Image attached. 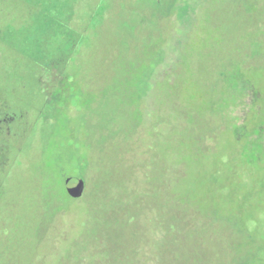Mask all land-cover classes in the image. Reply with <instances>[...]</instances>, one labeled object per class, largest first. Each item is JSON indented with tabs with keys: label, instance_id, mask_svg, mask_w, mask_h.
<instances>
[{
	"label": "rangeland",
	"instance_id": "rangeland-1",
	"mask_svg": "<svg viewBox=\"0 0 264 264\" xmlns=\"http://www.w3.org/2000/svg\"><path fill=\"white\" fill-rule=\"evenodd\" d=\"M13 3L72 85L2 178L0 264H264V0Z\"/></svg>",
	"mask_w": 264,
	"mask_h": 264
},
{
	"label": "flooded vegetation",
	"instance_id": "flooded-vegetation-1",
	"mask_svg": "<svg viewBox=\"0 0 264 264\" xmlns=\"http://www.w3.org/2000/svg\"><path fill=\"white\" fill-rule=\"evenodd\" d=\"M13 1L0 0V187L15 153L32 129L52 120L49 109L68 99L72 85L70 58L44 57L36 26L24 21L30 8L21 11Z\"/></svg>",
	"mask_w": 264,
	"mask_h": 264
},
{
	"label": "water",
	"instance_id": "water-1",
	"mask_svg": "<svg viewBox=\"0 0 264 264\" xmlns=\"http://www.w3.org/2000/svg\"><path fill=\"white\" fill-rule=\"evenodd\" d=\"M66 192L74 199H78L82 197L85 183L82 178H75V177H67L64 180Z\"/></svg>",
	"mask_w": 264,
	"mask_h": 264
},
{
	"label": "trees",
	"instance_id": "trees-1",
	"mask_svg": "<svg viewBox=\"0 0 264 264\" xmlns=\"http://www.w3.org/2000/svg\"><path fill=\"white\" fill-rule=\"evenodd\" d=\"M79 199L81 200V198H79ZM79 199H73V201L76 202V201H78ZM81 201H82V200H81ZM99 204H100V202H99ZM99 204H98V205H99ZM227 264H229V263H227Z\"/></svg>",
	"mask_w": 264,
	"mask_h": 264
}]
</instances>
